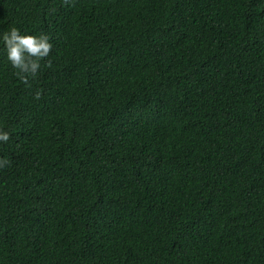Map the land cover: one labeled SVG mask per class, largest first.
<instances>
[{
  "label": "trees",
  "instance_id": "1",
  "mask_svg": "<svg viewBox=\"0 0 264 264\" xmlns=\"http://www.w3.org/2000/svg\"><path fill=\"white\" fill-rule=\"evenodd\" d=\"M0 264H264V0H0ZM39 93V96L36 93Z\"/></svg>",
  "mask_w": 264,
  "mask_h": 264
},
{
  "label": "clouds",
  "instance_id": "2",
  "mask_svg": "<svg viewBox=\"0 0 264 264\" xmlns=\"http://www.w3.org/2000/svg\"><path fill=\"white\" fill-rule=\"evenodd\" d=\"M0 44L3 45L6 60L15 70L19 80L25 87H30V79H34L40 68V61L49 55L52 47L49 36L45 33L39 35L22 32L16 26H9L0 30ZM39 96V93H36ZM9 140V132L0 128V143ZM6 157H0V169L9 165Z\"/></svg>",
  "mask_w": 264,
  "mask_h": 264
}]
</instances>
